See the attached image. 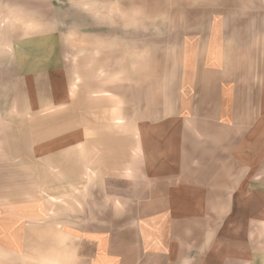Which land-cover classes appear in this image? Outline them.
Segmentation results:
<instances>
[{
	"label": "crops",
	"instance_id": "crops-1",
	"mask_svg": "<svg viewBox=\"0 0 264 264\" xmlns=\"http://www.w3.org/2000/svg\"><path fill=\"white\" fill-rule=\"evenodd\" d=\"M217 1L183 31L170 113L135 125L133 223L42 222L53 194L109 192L108 123L43 117L24 172L0 152V264H264V0ZM23 91L31 114L71 96L63 68Z\"/></svg>",
	"mask_w": 264,
	"mask_h": 264
},
{
	"label": "rangeland",
	"instance_id": "rangeland-1",
	"mask_svg": "<svg viewBox=\"0 0 264 264\" xmlns=\"http://www.w3.org/2000/svg\"><path fill=\"white\" fill-rule=\"evenodd\" d=\"M217 4V0H0L2 158L17 152L19 173L24 172L32 143L40 139L43 117L62 128L82 125L87 136L91 117L97 125H109V192L53 194L57 198L50 197L49 216L42 222H50L54 231L79 226L109 230L133 223L135 125L170 113L179 46L188 35L183 31L200 23L204 13L207 17L216 11ZM56 68L68 74L69 101L31 114L23 78ZM122 139L127 144L117 146L122 151L116 156L111 142Z\"/></svg>",
	"mask_w": 264,
	"mask_h": 264
}]
</instances>
